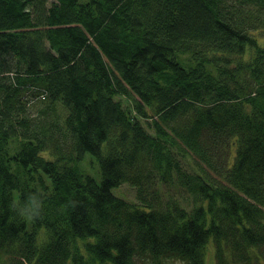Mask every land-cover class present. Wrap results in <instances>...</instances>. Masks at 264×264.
<instances>
[{
  "label": "trees",
  "instance_id": "trees-1",
  "mask_svg": "<svg viewBox=\"0 0 264 264\" xmlns=\"http://www.w3.org/2000/svg\"><path fill=\"white\" fill-rule=\"evenodd\" d=\"M261 38L264 0H0V264H264Z\"/></svg>",
  "mask_w": 264,
  "mask_h": 264
},
{
  "label": "rangeland",
  "instance_id": "rangeland-1",
  "mask_svg": "<svg viewBox=\"0 0 264 264\" xmlns=\"http://www.w3.org/2000/svg\"><path fill=\"white\" fill-rule=\"evenodd\" d=\"M264 38L260 39V43H263ZM125 106L127 105L126 103H124ZM93 156L88 153L85 155V157L83 158L82 162L80 163V168L83 172H85L87 175H91L93 176L97 182L100 183L101 181V173L99 171V166L97 164V162L95 160H93ZM191 160V159H190ZM190 160H188L187 163V167L192 168L190 163ZM113 192H115V194L119 197H121L122 199H126L130 202H134L135 201V194L136 191H134V189L128 185L127 183H124L123 185L119 186V187H115L113 188ZM179 194H183V192H178L177 195ZM208 258L207 261L209 264H213V253H212V248L208 249Z\"/></svg>",
  "mask_w": 264,
  "mask_h": 264
},
{
  "label": "clouds",
  "instance_id": "clouds-1",
  "mask_svg": "<svg viewBox=\"0 0 264 264\" xmlns=\"http://www.w3.org/2000/svg\"><path fill=\"white\" fill-rule=\"evenodd\" d=\"M42 208V201L38 197V195H30L27 198L26 203L21 206H18L17 211L18 214L22 217L27 218H37L40 215Z\"/></svg>",
  "mask_w": 264,
  "mask_h": 264
}]
</instances>
